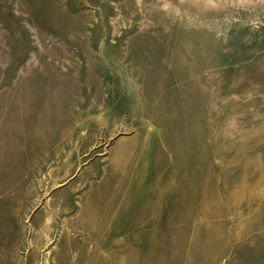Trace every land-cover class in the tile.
Returning a JSON list of instances; mask_svg holds the SVG:
<instances>
[{"label":"rangeland","instance_id":"1","mask_svg":"<svg viewBox=\"0 0 264 264\" xmlns=\"http://www.w3.org/2000/svg\"><path fill=\"white\" fill-rule=\"evenodd\" d=\"M0 264H264V0H0Z\"/></svg>","mask_w":264,"mask_h":264}]
</instances>
